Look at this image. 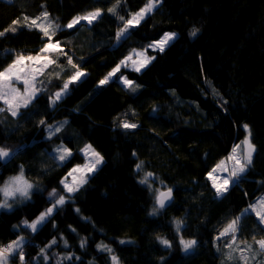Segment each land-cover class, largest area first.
<instances>
[{
	"label": "trees",
	"instance_id": "trees-1",
	"mask_svg": "<svg viewBox=\"0 0 264 264\" xmlns=\"http://www.w3.org/2000/svg\"><path fill=\"white\" fill-rule=\"evenodd\" d=\"M150 1L0 0V73L18 57L43 53L48 41L36 28L12 30L16 19L47 11L67 25L102 11L55 33L59 50L50 52L37 95L18 115L0 102V206L9 178L34 185L29 200L0 208V227L11 219L0 250L22 240L12 264H239L227 260L228 239H216L232 221L237 240L264 253L257 216L239 220L264 194V0H155L126 28ZM167 31L178 36L148 52L154 57L142 70L122 68L101 83L130 51ZM78 69L86 75L70 80ZM120 74L132 85L124 87ZM246 135L252 161L219 196L209 173ZM86 147L101 164L67 191L63 180ZM169 189L174 200L160 207ZM52 205L33 230L31 222ZM185 240L195 242L191 250Z\"/></svg>",
	"mask_w": 264,
	"mask_h": 264
},
{
	"label": "rangeland",
	"instance_id": "rangeland-1",
	"mask_svg": "<svg viewBox=\"0 0 264 264\" xmlns=\"http://www.w3.org/2000/svg\"><path fill=\"white\" fill-rule=\"evenodd\" d=\"M157 2L150 1L137 11L132 19L126 24V28L135 26L142 21L155 7ZM118 5H113L110 8L111 13H116ZM102 13L100 9L94 10L86 15H78L74 17L67 25H61L50 17L47 11L41 12L35 17H23L16 19L12 23V30L19 27L36 28L42 31L44 37L48 38L44 47L43 53L36 56H29L24 58H17L11 67L0 73V102L6 106L11 113L18 115L20 108L27 106L33 98L37 95V79L40 73L45 69L49 62L50 52L57 50L59 44L54 40L55 33L63 26L73 27L81 21H93ZM5 32V31H4ZM178 33L175 31H167L162 36L144 49H134L130 51L124 58L103 78L101 83L108 82L115 79L120 69H132L136 71L142 70L154 56L149 55L150 51L163 50L169 43H171ZM59 50V49H58ZM149 52V53H148ZM86 71L78 69L77 72L70 79L72 81L80 80L86 75ZM70 80L65 82L63 88L58 91V98H61L68 90ZM118 80L124 87L132 85L126 75L120 74ZM85 158L81 164L75 165L66 178L63 180V186L67 191H73L84 183L88 176L93 173L101 164V157L98 153L89 147L84 149ZM254 147L250 141L249 135H246L242 140L236 142L231 152L223 158L209 173V177L217 189V194L222 195L231 180L237 179L248 168L252 161ZM61 154V153H60ZM66 154L68 152L66 151ZM61 156H64L61 154ZM66 156V155H65ZM4 202L0 208L13 209L16 204H21L31 198L30 191L34 188L31 182H28L21 176H13L6 180L2 187ZM29 196V197H28ZM28 197V199H26ZM63 202V199H59ZM59 204V203H58ZM56 205H52L49 210L43 212L37 219L31 222L33 230H37L45 221L47 215L54 212ZM254 213L260 223L264 226V194L252 205L246 207L240 214L241 220L246 214ZM14 214L13 217H16ZM12 217V218H13ZM11 219L8 220L2 227H0V235L10 226ZM234 235V236H232ZM219 239H228L225 245V255L227 260H236L239 264H264V253L257 252L251 243L237 240L236 222L232 221L228 224L217 236ZM14 243H8L3 246L4 252L0 250V264H12L9 260L10 255H16L20 252L22 240ZM259 247L264 251V239L257 240ZM195 244L192 240L184 241V249L191 250ZM52 244H50L51 247ZM49 258L45 257V261Z\"/></svg>",
	"mask_w": 264,
	"mask_h": 264
},
{
	"label": "water",
	"instance_id": "water-1",
	"mask_svg": "<svg viewBox=\"0 0 264 264\" xmlns=\"http://www.w3.org/2000/svg\"><path fill=\"white\" fill-rule=\"evenodd\" d=\"M174 200V193L172 190H165L160 194L158 204L160 207L169 206Z\"/></svg>",
	"mask_w": 264,
	"mask_h": 264
},
{
	"label": "bare ground",
	"instance_id": "bare-ground-1",
	"mask_svg": "<svg viewBox=\"0 0 264 264\" xmlns=\"http://www.w3.org/2000/svg\"><path fill=\"white\" fill-rule=\"evenodd\" d=\"M21 264H24V263H21Z\"/></svg>",
	"mask_w": 264,
	"mask_h": 264
}]
</instances>
